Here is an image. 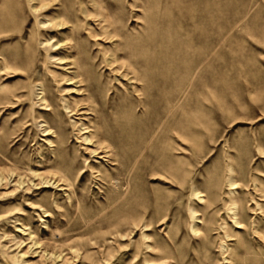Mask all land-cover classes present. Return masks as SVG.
I'll use <instances>...</instances> for the list:
<instances>
[{
	"label": "rangeland",
	"instance_id": "374dc122",
	"mask_svg": "<svg viewBox=\"0 0 264 264\" xmlns=\"http://www.w3.org/2000/svg\"><path fill=\"white\" fill-rule=\"evenodd\" d=\"M0 55V264H264V0H0Z\"/></svg>",
	"mask_w": 264,
	"mask_h": 264
},
{
	"label": "bare ground",
	"instance_id": "6f19581e",
	"mask_svg": "<svg viewBox=\"0 0 264 264\" xmlns=\"http://www.w3.org/2000/svg\"><path fill=\"white\" fill-rule=\"evenodd\" d=\"M0 56H1V55H0ZM1 79H2V78H1ZM50 79H51V78H50ZM69 80H71V79H67L66 81H69ZM0 81H1V80H0ZM52 81H53V80L51 79V82H52ZM68 83H69V82H68ZM89 89H90V90H91V89L94 90V87L91 85ZM0 90H1V89H0ZM93 92H96V91H93ZM0 97H1V96H0ZM1 98H3V97H1ZM24 98H27L26 95H25ZM27 99H28V98H27ZM22 101H23V99L20 100V101H18V103H21ZM25 101H26V100H25ZM0 102H1V99H0ZM2 102H3V101H2ZM99 104H100V105H99L100 107L98 106V107H99L98 111L101 112V111L103 110V108H104V102H99ZM67 109H69V113H73V115H79V114H80V113H79V112H80V109L77 108L76 106L70 105ZM56 111H57V110H56ZM98 111H97V112H98ZM51 112L54 113L53 110H51ZM97 112L93 109V113H94L93 116H94V119H95V118L97 119V121L95 122V125H96L97 128L99 127V129H100V130L97 129V131H96V132H97V135H98V140H100V137H101V135H100L101 132H100V131L103 130V128H101V124H102V123H100L99 120H98V116H97L98 113H97ZM57 113H59V112H57ZM100 121H101V120H100ZM46 122L48 123V121H46ZM98 124H99V125H98ZM85 129H87V128H85ZM102 133H103V132H102ZM85 141L87 142V141H90V140L86 137V138H85ZM2 152H3V151H2ZM109 160H111V159H109ZM3 180H4V179H1V178H0V182H1V183L3 182ZM43 184H50V181H49V182H43ZM18 185H22V181H18ZM115 189H116V188H115ZM121 190H122V189H121ZM113 193H114V192H113ZM118 193H119V192H118ZM120 193H121V192H120ZM117 195H118V194H117ZM120 195H121V194H120ZM120 195H119V196H120ZM111 196H112V195H111ZM112 197H113V196H112ZM113 198H114V197H113ZM114 199H116V198H114ZM105 200H106V199H105ZM111 200H112V198H111ZM106 202H107V201H106ZM110 202H111V201H110ZM114 202H115V201H114ZM107 204L109 205V203H107ZM236 224H238V223H236Z\"/></svg>",
	"mask_w": 264,
	"mask_h": 264
}]
</instances>
